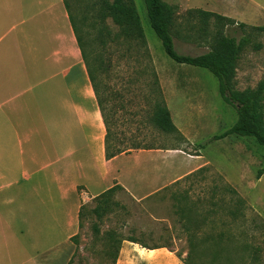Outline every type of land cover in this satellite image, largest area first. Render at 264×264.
<instances>
[{
    "label": "crops",
    "instance_id": "crops-1",
    "mask_svg": "<svg viewBox=\"0 0 264 264\" xmlns=\"http://www.w3.org/2000/svg\"><path fill=\"white\" fill-rule=\"evenodd\" d=\"M67 11L64 0H0V264H60L82 204L115 184L141 200L211 162L180 148L105 157L104 123ZM163 81L172 120L192 142L170 104L180 96L188 113L190 88ZM185 256L123 240L115 264H185Z\"/></svg>",
    "mask_w": 264,
    "mask_h": 264
},
{
    "label": "rangeland",
    "instance_id": "rangeland-1",
    "mask_svg": "<svg viewBox=\"0 0 264 264\" xmlns=\"http://www.w3.org/2000/svg\"><path fill=\"white\" fill-rule=\"evenodd\" d=\"M93 1L68 0L70 11H89L93 16V11H96ZM134 1L142 22L146 45L139 47L134 42L122 45L120 38L117 39L119 26L110 17L104 24L105 43L92 44L93 55H102L106 63L107 68L101 73V78L106 82L109 93L117 92V95H111L110 101L117 111L115 131L119 137L126 139L140 133V138L147 145L178 147L188 155H195L200 149L204 158L211 162L141 200L135 199L125 190L117 189L111 196V201L116 204H110V210L100 219H96L90 212L95 201L92 199L85 203L82 226L75 244L66 247V254L60 264H113L110 252H107L112 249V244H106L103 238L104 231L110 228L116 229V237L132 234L148 246L166 244L185 256L188 231L185 229L183 211L191 205L193 208L188 213L189 218L206 215L212 194L214 201L218 203L216 211L207 214L208 219L201 225L199 232L222 230L226 236L233 233L235 241L225 242L219 247L209 242L204 251H197L190 258V262L264 264V172L258 177V169L264 167V147L250 136L228 134L223 138H212L235 123L236 110L224 101L219 91V81L209 70L177 63L164 52L160 39L149 23L144 1ZM164 1L175 6L178 23L175 29H178L179 36L174 37V43L179 53L195 55L208 50L206 38L201 37L197 30L198 25H201L199 19L188 16L191 9L201 8L220 14L227 11L237 21L244 22L250 16L253 20H259L260 24L264 23V16L258 17L262 11L258 6L264 7V0H256L255 4L248 0ZM252 26L254 25L248 24L243 29L236 24L225 27V32L237 39L248 37V43L237 62L234 80L235 87L240 90L254 87L264 78V31L255 30ZM95 31L96 28H93V32ZM171 79L173 84L175 81H185L190 88L188 103L194 105L195 109L194 106H189V112H184L185 106L180 96L173 98L170 104L179 109L175 118L189 130L192 142L185 137L179 139L174 134L163 133L150 121L149 115L161 99L162 80ZM200 105L204 106V113L198 117ZM141 108L148 112L144 123H141ZM186 115L190 117L187 118ZM200 144L203 146L200 147ZM138 150L140 149H131L126 153ZM187 166L188 163L178 162L181 170ZM226 183L233 186L246 201L244 216L239 215L235 220L227 216L226 207H221L231 197L229 193L223 192ZM93 223L100 229L97 237L93 233ZM217 249L220 257L214 260ZM255 252L260 255L257 261L252 258Z\"/></svg>",
    "mask_w": 264,
    "mask_h": 264
},
{
    "label": "trees",
    "instance_id": "trees-1",
    "mask_svg": "<svg viewBox=\"0 0 264 264\" xmlns=\"http://www.w3.org/2000/svg\"><path fill=\"white\" fill-rule=\"evenodd\" d=\"M143 1L149 23L160 39L164 52L177 63L202 67L209 70L219 81V91L224 101L231 104L236 110L237 119L235 123L229 129L220 134L214 135L212 138L219 139L228 134L250 136L254 137L256 141L264 147V78L259 80L254 87H246L241 90L235 87L234 80L236 76L237 62L241 52L248 43V37L243 36L240 39H237L235 36L229 35L225 32V27L228 25L236 24V26L243 29L248 26V24L244 22L237 23L235 19L215 11L204 10L201 8L191 9V11H188V16L190 18L199 19L201 25H198L197 30L200 32L201 37L206 38L208 50L195 55L179 53L176 50L174 43V37L179 34L178 29H175V26H177L175 6L164 0ZM64 2L68 9L67 13L92 88L95 92L98 108L104 123L105 157L110 159L117 154L127 152L131 149L178 148H164L161 146L147 145L140 138V133H135L127 137V139L117 135L118 133L115 131V125L117 124L115 115L117 111L114 104L110 103L111 95L113 94L115 96L117 95V92L113 93L110 91L109 93L106 82L101 78V73L107 68L104 58L102 55L95 56L92 53V44L98 42L103 45L105 43L106 34L104 31V24L105 20L109 17L119 26L120 33L117 39L120 38L119 41L122 45H130V42H134L135 45L137 44L139 47H144L146 45L144 30L135 1L94 0L93 6L96 8V11H93V16L88 13L89 11H70L68 0H64ZM212 20L213 22L211 23ZM94 21L97 22V24H95ZM93 28H96L95 32H93ZM251 28L264 31L263 25H254ZM161 94V99L155 104L149 115L151 123L163 133L174 134L177 138L184 139L183 134L179 131L172 120L171 113L166 105L162 92ZM114 96L113 98H115ZM139 110L142 114L141 123H144L143 120L148 114L147 109L141 108ZM202 146L203 144H200V147ZM263 172L264 167L259 168L258 177ZM117 189H122V187L115 184L93 198L95 205L90 209V212L95 215L96 219H100L104 213L110 210V204L113 205L115 203L111 201V196ZM223 192H227L231 196L228 200L229 202L226 204L222 203L223 205H221V207L227 208V216L231 217L233 220L239 215L244 216V209L246 206L245 199H243L237 190L228 183L223 186ZM214 198L215 197L212 194L210 206L206 209L207 214L216 211L215 206L218 203L214 201ZM192 208L193 206L190 205V207L188 206L183 211L185 214L184 219L186 220L185 229L188 231L186 238L187 254L183 258L185 264H192L190 258L195 255L197 251H204L208 247L209 242H212L219 247L225 242L235 241V235L233 233L226 236L222 230L210 233H200L199 229L208 219V216L206 214L191 219L189 218L188 213ZM84 209L85 204H82L79 210V226H82ZM223 225H225L224 222ZM92 229L95 237H97L100 233L98 225L93 223ZM116 232L117 231L114 228L107 229L104 231L103 237L106 244H112V249L110 248L107 252H110L113 264H115L117 260L123 240L138 243L141 246L148 248L169 247L166 244L154 245L151 247L144 244L132 234L128 236L117 235L116 237ZM76 238L77 234L73 235L71 240L75 243ZM219 257V249H217L213 259L216 260ZM259 257L260 255L258 252H255L252 256L256 261Z\"/></svg>",
    "mask_w": 264,
    "mask_h": 264
}]
</instances>
